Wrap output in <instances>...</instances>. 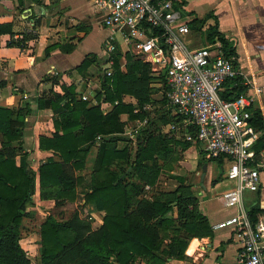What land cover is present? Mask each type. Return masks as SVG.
Returning a JSON list of instances; mask_svg holds the SVG:
<instances>
[{
	"label": "crops",
	"instance_id": "obj_1",
	"mask_svg": "<svg viewBox=\"0 0 264 264\" xmlns=\"http://www.w3.org/2000/svg\"><path fill=\"white\" fill-rule=\"evenodd\" d=\"M179 7L188 14L189 21L193 18L199 20L211 13L214 18H207L200 26L189 25L190 32L186 37L192 33L200 35L204 33L205 39L201 45L212 44L215 41L206 38L205 30L209 23L216 22L218 32L229 41L235 64L251 81L245 86V93L251 99L249 109L252 114L259 111L264 120V0H183ZM103 16L102 10L94 0H0V23L9 24V27L0 31V106L31 109V113L24 114L26 124L22 138L11 142L17 149L16 164L25 161L29 167L37 171L39 164L47 156L57 157L51 150L38 147V137L51 135L55 131L54 118L59 116L51 107L37 108L38 97H46L51 91L63 95L65 90L62 84H64L73 86L75 95L80 98L82 94L87 95L84 100H88L90 104H99L103 113L110 112L118 103V99L106 98L103 81L110 60L113 66L116 49L125 51L119 47L113 52L106 50L105 40L110 28L103 25ZM30 32L35 33V36L26 38L25 46L8 43L10 37L22 39ZM187 39L188 44L191 45L193 39L191 37ZM47 46H51L48 52H46ZM86 56H91V63L86 68L78 69L76 66ZM103 60L106 61V65L101 70ZM119 65L122 69H126V60L123 56L119 59ZM150 71L159 73L153 69ZM226 87V84L222 85L220 95ZM154 95L151 94L150 101L140 104L132 94H122L121 101L132 105L135 116L126 111L119 113V119L123 122V131L117 133V138L110 140L117 149L125 146L128 148V160L116 158L110 165L111 169L119 172L126 165L133 163L141 137L151 120L157 124L158 130L160 127L164 128L165 122H162L155 113L154 117L142 116L144 109L157 110L160 102ZM65 101L64 97L59 100L61 105ZM172 123L177 124V129L171 127ZM166 131H171L168 134L163 131L168 137L189 142H185L184 145L178 144L165 160L158 157L160 163L158 177L154 183L144 184L143 195L146 196L150 191L157 192L156 190L175 191L179 186L188 188L196 198L193 204H189V208L194 209L196 215L189 217V220L195 223L193 229L199 235L181 228L180 230L185 231L183 232L185 235H190L184 257H170L164 264H230L234 261L238 248L233 228L229 226L213 228L212 224L238 211V207L225 206L221 200L222 193L231 188L234 182L228 179L224 172L215 174L208 160L205 161L206 169L201 179L203 156L208 154L198 146L194 128L184 124L182 116L179 121L170 120ZM259 132L263 135L264 128ZM187 134H191L192 138L187 139ZM101 139L100 135V138L96 137L90 144L84 167L74 170V174L84 175L82 182L76 184L75 198L63 202L64 204L76 202L80 194V204L90 209L91 224L94 223L96 214L98 226L102 223L105 212L86 203L84 193L90 189L86 184L91 183L92 169ZM194 145L199 149H195ZM263 149L264 147L261 148ZM261 150L257 158L260 157ZM224 162L223 159L219 163ZM129 168L130 166L127 167ZM224 178L227 180L225 184L222 183ZM126 180L129 186L131 182H137L140 178L134 174L127 176ZM166 183L172 186H164ZM40 191L36 176L34 191L25 208L29 213L22 219V224L26 226L32 224L29 222V219H32L30 216L34 213L32 208H40L44 211V206H49V203L55 204L54 198L42 197ZM242 202L247 210L252 207L259 209L256 218L258 214L264 212V166L259 167L257 190H245ZM172 205L173 209L169 216L178 219L175 202H172ZM45 214L46 212L44 216ZM42 219L36 227L24 229L26 231L24 238L21 232L20 243L24 249L28 250L27 248L31 247L35 251V246L40 244L39 229ZM29 238L34 239V242L24 246L22 240ZM167 241L168 239H165L164 242ZM136 261L139 264H146L140 258Z\"/></svg>",
	"mask_w": 264,
	"mask_h": 264
},
{
	"label": "trees",
	"instance_id": "obj_2",
	"mask_svg": "<svg viewBox=\"0 0 264 264\" xmlns=\"http://www.w3.org/2000/svg\"><path fill=\"white\" fill-rule=\"evenodd\" d=\"M183 0H177L180 6ZM208 13L199 20L191 19L190 27L200 26ZM214 18V17H213ZM9 27L0 23V31ZM206 38L219 41L223 53L230 57L234 64L233 51L227 38L218 32L216 22L209 23L205 30ZM35 36L27 33L22 39L10 37L9 44L25 46L24 40ZM51 46L46 47V52ZM126 60V69L119 65L120 57ZM92 61L86 56L76 66L83 69ZM111 75H105L103 86L108 100L118 99V103L108 113H103L99 104H90L74 93L73 86L62 84L64 94L50 92L48 96L37 98V108L51 107L59 116L54 118L55 131L51 135H40L38 147L51 150L37 168L28 166L27 162H15L17 149L11 144L24 134L26 121L24 116L31 109L0 106V264H31L30 257L20 243L23 216L30 195L34 191L36 176L42 197H52L55 204H63L66 199L76 196V184L82 182L83 174H74L75 169L84 167L85 156L90 144L97 135L102 139L92 169L89 190L85 191V202L97 209L104 210L102 223L92 228L90 220L79 215L77 210L67 218L56 217L47 211L40 223V244L37 264H139L140 258L146 264H164L170 257L183 258L190 235L195 223L189 217L196 215L189 204L195 202V196L185 186H179L175 191H157L153 195H143L144 184H152L158 177L160 163L158 157L165 160L177 147L188 140H176L161 133L157 124H149L144 130L142 140L137 147L133 163L126 165L117 172L110 168L116 158L128 160V148L117 149L110 138H117V133L123 131V122L119 113L126 111L135 116L132 105L121 101L123 93L132 94L140 104L151 100L153 86L151 85L150 65L128 51H115ZM236 65V64H235ZM162 81V97L165 103L159 117L162 122L168 119L179 121L178 113H170L172 107L164 96V68L160 71ZM227 87L221 92L225 98H234L245 91V85L227 80ZM66 98L60 104L61 98ZM252 113V111H251ZM25 114V115H24ZM250 121L256 129L264 128V120L259 111L254 112ZM264 147V134L255 142L256 156ZM216 159L223 161V155L203 156V161ZM127 169V167H129ZM127 169V170H126ZM136 174L140 180L128 185L127 176ZM172 202L178 212V219L169 216L173 209ZM258 208H251L248 213L252 220L256 219ZM184 228V230H180ZM168 239L167 242H164Z\"/></svg>",
	"mask_w": 264,
	"mask_h": 264
},
{
	"label": "built area",
	"instance_id": "obj_3",
	"mask_svg": "<svg viewBox=\"0 0 264 264\" xmlns=\"http://www.w3.org/2000/svg\"><path fill=\"white\" fill-rule=\"evenodd\" d=\"M94 1L103 12V25L110 28L106 50L119 47L140 55L155 71L164 68L167 103L184 124L194 128L196 140L209 156L223 155L227 162L224 175L234 184L222 193L221 200L238 211L212 227L233 228L238 248L230 264H264V212L252 220L242 202L245 190H257L259 167L264 166V149L257 158L254 148L260 132L250 121L251 99L245 91L229 99L219 93L227 80L245 86L251 81L223 53L218 40L188 44L189 16L175 5L177 0ZM111 63L106 75L112 74ZM171 127L177 129V124ZM186 138L191 139V134Z\"/></svg>",
	"mask_w": 264,
	"mask_h": 264
},
{
	"label": "rangeland",
	"instance_id": "obj_4",
	"mask_svg": "<svg viewBox=\"0 0 264 264\" xmlns=\"http://www.w3.org/2000/svg\"><path fill=\"white\" fill-rule=\"evenodd\" d=\"M187 37L188 38L191 37L193 39V43L191 44V46L201 45V44H203V42H204L203 40L205 39L204 33H202L201 35L200 34L192 33L191 35H188ZM105 65H106V61L103 60V62L101 64V70H103V68L105 67ZM151 72H152L151 73V76H152L151 85L153 86V93L155 94L154 97H158L157 99H159L158 101L160 102V104L157 105V107H158L157 110H155L154 108L144 109L143 110L144 113H142V116H144V117H154L155 116L154 113L158 117H160L162 113H163L164 116H167L166 111L164 110L162 112V108H160V106H163L165 104L159 98V97H161V90H162V81H161V77H160V71H159V73H156L154 71H151ZM169 121H170V119H168L165 122L164 128L163 127H160L159 128L160 129L159 131L161 133H163V131H165L166 134H168L169 132H171V131H166L167 130V123ZM150 124H155V123L151 120ZM139 126L141 127L140 124H139ZM155 130L157 131L158 128H156ZM175 133L177 134V132H175ZM197 144H198V146H200L201 148H203V143L201 141H197ZM198 146L197 145H194L195 149H199ZM208 161H209L208 163L211 166H213V169H214V173L215 174L216 173H219V172H225V167L227 165V162L226 161L224 163H222L223 165L220 164L216 159H210ZM221 165H222V167H221ZM184 171H186V170H184ZM222 183H224V184L227 183V180L224 178L223 181H222ZM164 186L171 187L172 185L169 184V183H166ZM199 187L201 189V186H199ZM196 188H198V187H196ZM156 191H159V190H156ZM154 192L153 191H150V192H148L146 194V196L153 195ZM80 199H81V195L79 194L78 197H77V199H76V202L77 203L76 202L66 203V204L63 203V204H59V205H56V204L53 205L52 203H49V206H44V209H45L44 211H42L40 208H32V210L34 211V213L30 216V217H32V219H29V222L30 223L32 222V224H30V226H29L27 224V222H28L27 219H26V224L28 226H26L25 224H22V231H21L22 232V237L23 238L25 237L24 234H25L26 231L24 229L27 228V227H28V229H31L32 227H36L38 225V223L40 222V220L43 218L44 213L47 212V210L53 212L56 217H63V218L69 217V215L72 213V211L77 210L79 212V215L81 217L86 218V219L89 220V216L91 215L90 209L87 208V207H85V205L80 204V202H79ZM97 219H98V216L95 214L94 215V223L91 224L92 228H97L98 227V224H97V221H96ZM90 223H91V221H90ZM32 231H30V232H32ZM26 234H28V233H26ZM26 238H27V236H26ZM32 242H34V239H32V238H29L28 240L27 239L22 240V243L24 244V246H27L28 244H31ZM30 248H27L28 250H26V251H27L28 256L30 257L31 264H37V260L36 259H37V255H38L39 244L35 246V251L32 250L33 248H31V249Z\"/></svg>",
	"mask_w": 264,
	"mask_h": 264
},
{
	"label": "water",
	"instance_id": "obj_5",
	"mask_svg": "<svg viewBox=\"0 0 264 264\" xmlns=\"http://www.w3.org/2000/svg\"><path fill=\"white\" fill-rule=\"evenodd\" d=\"M205 169H206V162H204V163L202 164V173H201V179H202V178H203V176H204Z\"/></svg>",
	"mask_w": 264,
	"mask_h": 264
}]
</instances>
